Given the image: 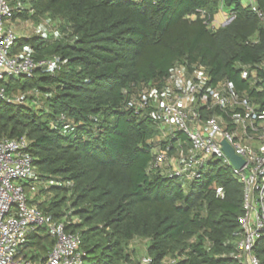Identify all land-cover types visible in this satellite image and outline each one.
Returning <instances> with one entry per match:
<instances>
[{
    "label": "trees",
    "instance_id": "obj_1",
    "mask_svg": "<svg viewBox=\"0 0 264 264\" xmlns=\"http://www.w3.org/2000/svg\"><path fill=\"white\" fill-rule=\"evenodd\" d=\"M7 2L10 20L48 18L61 34L16 38L13 53L59 61L53 70L9 79L8 94L27 97L0 98V138L29 141L35 204L80 235L83 264H131L135 240L145 241L153 264L168 257L175 264H237L231 254L243 212L240 182L217 159L189 183L150 169L157 149L175 140H157L154 106L139 102L177 66L191 73L201 65L207 85L227 80L264 110V68L243 79L240 67L264 62V23L256 12L264 15V0ZM219 14L233 18L211 25ZM53 243L40 227L20 252L43 259ZM252 253L264 264V235Z\"/></svg>",
    "mask_w": 264,
    "mask_h": 264
},
{
    "label": "built area",
    "instance_id": "obj_2",
    "mask_svg": "<svg viewBox=\"0 0 264 264\" xmlns=\"http://www.w3.org/2000/svg\"><path fill=\"white\" fill-rule=\"evenodd\" d=\"M244 2L249 4L252 0ZM197 12L201 18L205 17L204 11ZM256 12L264 23V15ZM11 16L7 0H0V98L22 103L27 93L9 95V79L32 77L40 68L53 70L59 58L34 59L29 54L11 53L17 38L14 29L6 26ZM190 17L194 18L195 14ZM232 18L225 14L222 25ZM179 67L161 89L153 87L139 102L141 108L154 106L150 116L160 126L157 140H175L174 145L167 143L157 149L150 169L163 170L170 177L189 183L202 176L212 159L230 167L242 186L243 199V212L237 219L239 238L231 257L237 264H263L252 249L264 235V110L256 109L227 80L207 85L209 78L204 66L196 65L191 73ZM240 67L242 78L247 79L256 67L264 68V62L255 67ZM200 108H204V115ZM215 109L231 113L224 117L214 112ZM222 140L243 158L242 167L237 168L230 162L222 150ZM28 147L29 141L24 136L0 138V264H83L85 253L80 248V235L67 231L64 222L55 220L35 204L38 188L30 181L34 165ZM172 149L174 153L170 154ZM40 227L54 243L43 259L33 260L20 250ZM175 263L176 259L169 257L160 262ZM131 264H153V261L144 253Z\"/></svg>",
    "mask_w": 264,
    "mask_h": 264
},
{
    "label": "rangeland",
    "instance_id": "obj_3",
    "mask_svg": "<svg viewBox=\"0 0 264 264\" xmlns=\"http://www.w3.org/2000/svg\"><path fill=\"white\" fill-rule=\"evenodd\" d=\"M7 21H12L8 19ZM224 21L223 15L219 14L216 15L214 18V23L218 25L221 24ZM14 25H12L11 28L14 29V31L17 34L18 37V30H20V33L24 35H34V34H42L41 32L48 31L51 33V35H60V28H57V24L54 23V21L48 19V18H41L37 24H31V21H28L26 23L21 21H12ZM16 30H15V28ZM18 29V30H17ZM11 53H13V49H11ZM179 66H177L176 70H179ZM27 190V189H26ZM43 230H45L43 228ZM130 247L135 250V256H134V263L138 260L140 256H142L145 253V241L143 240H135L130 243Z\"/></svg>",
    "mask_w": 264,
    "mask_h": 264
},
{
    "label": "water",
    "instance_id": "obj_4",
    "mask_svg": "<svg viewBox=\"0 0 264 264\" xmlns=\"http://www.w3.org/2000/svg\"><path fill=\"white\" fill-rule=\"evenodd\" d=\"M230 20L223 23V25L227 24ZM222 150L225 155L229 158L230 162L237 168H240L244 165V160L242 157L235 154L233 148L225 141H221Z\"/></svg>",
    "mask_w": 264,
    "mask_h": 264
},
{
    "label": "crops",
    "instance_id": "obj_5",
    "mask_svg": "<svg viewBox=\"0 0 264 264\" xmlns=\"http://www.w3.org/2000/svg\"><path fill=\"white\" fill-rule=\"evenodd\" d=\"M21 22L26 23V22H28V21H21ZM31 24H34V23L31 21ZM12 25H14L12 21H7V22H6V26H7V27H12ZM14 28H15V27H14ZM15 30H16V28H15ZM17 30H18V29H17ZM28 36H29V35H24V34L20 33V30H18V37H28Z\"/></svg>",
    "mask_w": 264,
    "mask_h": 264
}]
</instances>
